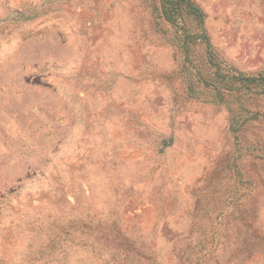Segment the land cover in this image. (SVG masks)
I'll return each mask as SVG.
<instances>
[{
	"label": "rangeland",
	"instance_id": "obj_1",
	"mask_svg": "<svg viewBox=\"0 0 264 264\" xmlns=\"http://www.w3.org/2000/svg\"><path fill=\"white\" fill-rule=\"evenodd\" d=\"M191 1L0 0V264H264V0Z\"/></svg>",
	"mask_w": 264,
	"mask_h": 264
},
{
	"label": "trees",
	"instance_id": "obj_2",
	"mask_svg": "<svg viewBox=\"0 0 264 264\" xmlns=\"http://www.w3.org/2000/svg\"><path fill=\"white\" fill-rule=\"evenodd\" d=\"M161 12L173 26H177L180 22L185 21L187 16L191 15L198 21H202L201 11L191 0H161ZM188 37V34H183L184 44H187ZM238 79L247 81L250 78L243 79L239 77Z\"/></svg>",
	"mask_w": 264,
	"mask_h": 264
}]
</instances>
